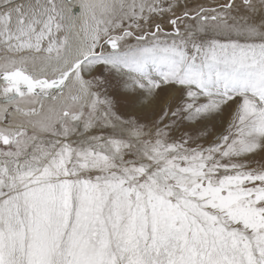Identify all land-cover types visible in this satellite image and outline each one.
I'll return each mask as SVG.
<instances>
[{"label": "snow or ice", "instance_id": "obj_1", "mask_svg": "<svg viewBox=\"0 0 264 264\" xmlns=\"http://www.w3.org/2000/svg\"><path fill=\"white\" fill-rule=\"evenodd\" d=\"M0 264H264V0H0Z\"/></svg>", "mask_w": 264, "mask_h": 264}, {"label": "rangeland", "instance_id": "obj_2", "mask_svg": "<svg viewBox=\"0 0 264 264\" xmlns=\"http://www.w3.org/2000/svg\"><path fill=\"white\" fill-rule=\"evenodd\" d=\"M198 0H194V2L196 3ZM204 1V3L205 4H212L211 2H208V0H203ZM207 2V3H206ZM215 3V2H214ZM114 94V93H113ZM119 105V107L117 106V109L118 110H121L122 109V114H127V111H128V109L123 105V104H118ZM121 107V108H120ZM223 130V128L222 127H220V128H218V131H222Z\"/></svg>", "mask_w": 264, "mask_h": 264}, {"label": "bare ground", "instance_id": "obj_3", "mask_svg": "<svg viewBox=\"0 0 264 264\" xmlns=\"http://www.w3.org/2000/svg\"><path fill=\"white\" fill-rule=\"evenodd\" d=\"M208 2H211V3H214V2H216V0H208ZM196 3H204V1L203 0H198ZM207 3V2H206ZM113 95H117V94H113ZM117 99H120V97H119V95H117ZM122 104V103H121ZM118 107H119V105H118ZM121 108V107H120ZM117 111L119 112V113H121L122 114V109L121 110H118L117 109Z\"/></svg>", "mask_w": 264, "mask_h": 264}]
</instances>
